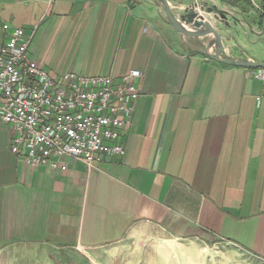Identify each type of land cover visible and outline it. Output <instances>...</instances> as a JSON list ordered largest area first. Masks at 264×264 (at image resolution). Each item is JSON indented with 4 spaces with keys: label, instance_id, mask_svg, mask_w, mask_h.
Wrapping results in <instances>:
<instances>
[{
    "label": "crops",
    "instance_id": "crops-1",
    "mask_svg": "<svg viewBox=\"0 0 264 264\" xmlns=\"http://www.w3.org/2000/svg\"><path fill=\"white\" fill-rule=\"evenodd\" d=\"M211 20L224 58L264 61L260 0H169ZM225 17V18H223ZM54 75L142 72L126 153L30 166L0 123V264H229L264 260V82L205 54L159 0H0ZM215 52L216 45L211 46Z\"/></svg>",
    "mask_w": 264,
    "mask_h": 264
},
{
    "label": "built area",
    "instance_id": "built-area-1",
    "mask_svg": "<svg viewBox=\"0 0 264 264\" xmlns=\"http://www.w3.org/2000/svg\"><path fill=\"white\" fill-rule=\"evenodd\" d=\"M0 44V123L12 130L11 151L30 166L66 168L65 157L88 165L120 157L132 123L142 72L54 75L31 55L30 35L4 23ZM251 74L264 82V67Z\"/></svg>",
    "mask_w": 264,
    "mask_h": 264
},
{
    "label": "water",
    "instance_id": "water-1",
    "mask_svg": "<svg viewBox=\"0 0 264 264\" xmlns=\"http://www.w3.org/2000/svg\"><path fill=\"white\" fill-rule=\"evenodd\" d=\"M159 1L162 4L168 23L181 34L195 37L207 34L211 35V41L205 50V54L210 58L229 65L243 67H264V61L222 57V53L225 51V46L222 40L224 35L219 32L218 28L211 20L206 18L203 14L194 11L195 8L193 7L190 8L186 14L177 16L173 13L169 0ZM213 44L216 45L215 52L210 50Z\"/></svg>",
    "mask_w": 264,
    "mask_h": 264
},
{
    "label": "rangeland",
    "instance_id": "rangeland-1",
    "mask_svg": "<svg viewBox=\"0 0 264 264\" xmlns=\"http://www.w3.org/2000/svg\"><path fill=\"white\" fill-rule=\"evenodd\" d=\"M231 1V0H229ZM248 1V0H246ZM259 4V14L261 19H264V0H260L258 2ZM166 16V15H165ZM212 245V256L218 255V259L221 258H228L229 264H264V260L252 258L248 254L241 252L237 248H233L231 246H215L214 243H211L210 246ZM187 263L186 260H183L181 264Z\"/></svg>",
    "mask_w": 264,
    "mask_h": 264
},
{
    "label": "trees",
    "instance_id": "trees-1",
    "mask_svg": "<svg viewBox=\"0 0 264 264\" xmlns=\"http://www.w3.org/2000/svg\"><path fill=\"white\" fill-rule=\"evenodd\" d=\"M232 1L237 2V1H246V0H232Z\"/></svg>",
    "mask_w": 264,
    "mask_h": 264
}]
</instances>
